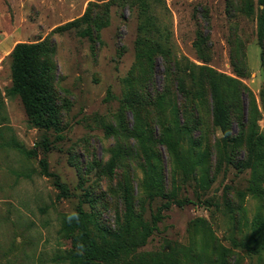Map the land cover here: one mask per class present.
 Wrapping results in <instances>:
<instances>
[{"label": "rangeland", "instance_id": "374dc122", "mask_svg": "<svg viewBox=\"0 0 264 264\" xmlns=\"http://www.w3.org/2000/svg\"><path fill=\"white\" fill-rule=\"evenodd\" d=\"M261 8L259 0H0L1 92L15 44L40 43L59 112V129L41 130L18 98L4 99L11 130H0V144L12 133L35 155L0 146V264H68L58 259L71 247L62 222L78 207L98 241L125 234L127 219L131 236L150 230L119 264H216L218 248L230 264H264V250L250 251L264 237V142L224 144L200 70L248 88L264 137ZM146 49L152 62L139 57ZM230 131L246 138L239 121Z\"/></svg>", "mask_w": 264, "mask_h": 264}, {"label": "trees", "instance_id": "16d2710c", "mask_svg": "<svg viewBox=\"0 0 264 264\" xmlns=\"http://www.w3.org/2000/svg\"><path fill=\"white\" fill-rule=\"evenodd\" d=\"M262 5L258 16L257 36L264 49V0H259ZM87 15L78 18L83 20ZM95 28V24H93ZM98 27V26H97ZM47 48L40 43H17L9 52L7 57L10 59V86L4 89V94L0 90V130H11L6 125L5 115L1 114L4 108V99L18 98L27 115L28 122L41 130L59 129V112L50 82V61L47 56ZM153 49L142 50L139 57L148 58L151 62ZM193 66H195L193 64ZM201 73L207 77V89L210 106L212 109L214 124L224 132V144L229 139L235 142L244 141L251 149L255 144L264 142V137L258 132L257 115L259 113L256 105L250 98V91L237 78L217 73L208 67H200ZM178 88L182 92L186 90L183 80L177 81ZM148 95V94H147ZM149 96V95H148ZM130 110L133 113V124L131 130L137 131L142 122L139 114L134 111L135 101L131 96L127 97ZM133 107V108H132ZM241 122L245 127L246 138L242 135L239 138L236 134H230L231 124ZM47 139L44 136L41 146L47 149ZM0 146H7L14 149L17 153L30 157L35 155L32 149L26 148L12 133ZM42 171L47 176L54 178V185L63 194H67V186L61 182L58 176L48 171L45 159H40ZM190 199H176L172 203L183 206L190 203ZM169 202H165L162 207H167ZM132 214V212H130ZM92 217L81 207L64 217L62 231L68 234L71 239V247L66 252L58 254V259L68 264H119L136 247L145 243L150 234V230L139 232L137 236H131L129 219H127V230L125 234L119 232L114 238L101 240L95 239L91 225ZM133 223V220H132ZM259 223V221H255ZM125 235H127L125 237ZM264 236V234H263ZM247 249L251 248L247 244H241ZM259 248L250 251L264 250V237L259 243ZM216 264H230L224 260L223 248H218L215 258Z\"/></svg>", "mask_w": 264, "mask_h": 264}, {"label": "crops", "instance_id": "0c3cea01", "mask_svg": "<svg viewBox=\"0 0 264 264\" xmlns=\"http://www.w3.org/2000/svg\"><path fill=\"white\" fill-rule=\"evenodd\" d=\"M5 50V48H0V54H1V51Z\"/></svg>", "mask_w": 264, "mask_h": 264}]
</instances>
